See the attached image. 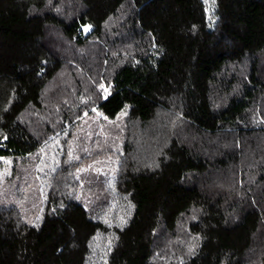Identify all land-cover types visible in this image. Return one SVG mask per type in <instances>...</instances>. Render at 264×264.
<instances>
[{
  "label": "trees",
  "instance_id": "1",
  "mask_svg": "<svg viewBox=\"0 0 264 264\" xmlns=\"http://www.w3.org/2000/svg\"><path fill=\"white\" fill-rule=\"evenodd\" d=\"M0 264H264V0H0Z\"/></svg>",
  "mask_w": 264,
  "mask_h": 264
},
{
  "label": "rangeland",
  "instance_id": "2",
  "mask_svg": "<svg viewBox=\"0 0 264 264\" xmlns=\"http://www.w3.org/2000/svg\"><path fill=\"white\" fill-rule=\"evenodd\" d=\"M7 174L6 165L0 168V180ZM116 240L111 232H96L88 242L84 264H107V256Z\"/></svg>",
  "mask_w": 264,
  "mask_h": 264
}]
</instances>
